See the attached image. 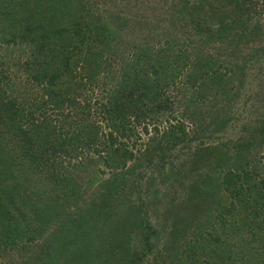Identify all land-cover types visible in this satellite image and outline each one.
<instances>
[{
    "label": "trees",
    "instance_id": "obj_1",
    "mask_svg": "<svg viewBox=\"0 0 264 264\" xmlns=\"http://www.w3.org/2000/svg\"><path fill=\"white\" fill-rule=\"evenodd\" d=\"M213 1L217 3L208 15L215 25L208 20L206 31L201 26L196 32L207 44L226 40L236 24L242 31L248 28L249 0ZM175 4L174 11L180 13L195 2L176 0ZM92 6L88 0L0 4V46L29 51L26 70L41 88V99L34 98L25 108L5 92L7 80L0 83V251L30 254L29 264H139L162 240L161 252L154 257L168 264H264V192L253 197L255 190H244L250 174L236 163L231 165L225 154L220 158L226 162L206 165L217 149L212 141L198 135L199 144L185 147L194 136L187 138L182 124L170 126L160 138L151 139L143 161L126 167L136 160L125 143L134 135V126L169 109L166 101L161 103V89L167 87L165 80L173 79V72L151 66L153 81L123 75L112 90L106 88L113 82H104L102 100H95L92 108L90 82L108 70L101 66L113 49L116 34L111 26L127 23L122 8L95 13ZM192 78L191 84L200 79ZM45 109L57 115L51 118L43 113ZM92 113L100 115L109 129L105 136H99L101 129ZM260 122L264 125V117ZM89 151L111 171L96 185L81 175V166L94 161L86 158ZM64 158L73 161V171L62 170ZM166 158L178 160L169 161L167 171L166 162L160 163ZM143 165L144 169L152 165L159 183L170 185V199L154 195L152 201L144 200L138 189ZM153 175L147 185L155 182ZM260 181L264 186V179ZM71 207L80 218L63 214ZM200 218L215 226L209 245L197 240L174 245L185 237L181 229L186 231V223ZM186 235L190 240L203 238L197 233Z\"/></svg>",
    "mask_w": 264,
    "mask_h": 264
},
{
    "label": "rangeland",
    "instance_id": "obj_2",
    "mask_svg": "<svg viewBox=\"0 0 264 264\" xmlns=\"http://www.w3.org/2000/svg\"><path fill=\"white\" fill-rule=\"evenodd\" d=\"M4 1L6 0H0L1 6L4 5ZM88 1L95 6H92L95 13L112 10L113 7L122 8L124 10L122 16L127 19L125 26L118 25L116 28L111 26L114 29L112 33L116 34L111 45L113 49L111 53L105 54L107 63L101 66L103 69L106 65L108 70H102L90 82L91 90H94L91 93L94 96H90V103L94 104L92 108L96 106L95 100H102L99 93L104 94V82L107 84L113 82L111 87L106 88L112 90L123 75L153 81L155 77L152 75L151 66H156L157 69L163 68L166 74L173 72V79L165 80L167 87L161 89L163 97L161 103L166 101L169 109L154 112L147 121L134 126V135L125 143L136 160L127 162L126 167L133 166L137 160L143 161V150L151 144V139L160 138L161 133L170 126L178 127L182 124L188 135L187 138L194 136L190 144L185 147L199 144L198 135L212 141L217 149L208 156L206 165L211 167L214 162L223 160L220 157L225 154L231 165L236 163L242 168L241 170L250 174V179L244 184V190L248 188L255 190L253 197H259L261 192H264V186L260 183V180L264 179V125L260 122L264 117V0L247 2L251 8V15L249 14L251 21L247 29L242 31L236 24L235 28L229 31L226 40L212 44H207L206 38L201 34L197 35L196 32H200L201 26L205 30L208 20L212 26L215 25L216 22L209 18L208 14L217 1L194 0V7L181 10L180 13L174 11L176 0ZM6 3L9 7L10 4ZM196 22L198 25L195 27ZM169 46L170 48H167ZM146 48L149 49L144 50ZM137 49L139 54L135 56ZM28 55L29 51L25 47L8 49L0 46V66H3L0 67V75L4 76H0V83L4 79L7 80L9 86L5 92L17 102L23 103L25 108L33 103L34 98L38 101L41 99V88L33 84L30 73L26 70ZM179 56L182 58H177ZM176 58L177 62L174 63L173 60ZM207 59L211 63L204 61ZM193 76H199L200 79L191 84L188 79ZM149 86L153 89L158 87L153 84ZM157 90L160 91V88ZM207 94L208 98L205 99ZM43 113L51 118H54V114L57 115L55 110L49 109H45ZM92 117L101 129L99 136H105L109 129L100 115L95 117L92 113ZM154 128L157 129V134ZM177 151L178 148L174 149L173 154ZM85 155L86 158L94 159L89 166H81L84 170L81 175L84 176L85 182L90 180L96 185L101 180L107 179L111 171L101 162L95 161L97 157L93 156L92 152L89 151ZM169 161L178 162L177 159L172 158L160 161L161 164L166 162L165 171L170 166ZM246 161L249 163L246 164ZM61 163L65 172L74 170L73 161L64 158ZM153 168L151 165L144 169L143 165L144 170H141L142 178L139 183L141 187H138L140 193L146 202L152 201L154 195L158 199L163 196L170 199L173 196L170 185L159 183V177ZM152 174L155 182L147 185L146 180L149 176L152 177ZM174 190H178L177 186ZM258 201H261V198ZM63 214H66L67 218L81 217L73 207L70 210L65 208ZM243 215L242 212L241 218ZM184 227L187 228L186 231L181 230L185 233V237L174 245L179 246L185 240L190 244L198 241L199 244L208 246L211 236L209 234L213 232L215 226L208 224L205 218H200L189 221V224L187 222ZM155 228L159 231V227L155 226ZM187 230L190 233L201 234L203 238L191 236L190 240V235H186ZM162 243V240L155 243L153 251L148 253L139 264H168L169 261L166 259L162 260L159 256L155 260L154 257L156 253L161 252ZM38 252L40 256L41 249ZM28 256L17 251H0V264H29L26 261Z\"/></svg>",
    "mask_w": 264,
    "mask_h": 264
}]
</instances>
